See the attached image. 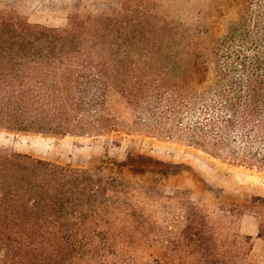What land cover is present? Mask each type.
<instances>
[{"label":"trees","instance_id":"trees-1","mask_svg":"<svg viewBox=\"0 0 264 264\" xmlns=\"http://www.w3.org/2000/svg\"><path fill=\"white\" fill-rule=\"evenodd\" d=\"M195 1L118 0L63 29L1 7L0 128L113 132L117 96L128 131L264 171V0ZM126 158L76 169L0 150V264H243L250 238L224 226L234 204L154 194L130 164L151 160Z\"/></svg>","mask_w":264,"mask_h":264},{"label":"rangeland","instance_id":"rangeland-1","mask_svg":"<svg viewBox=\"0 0 264 264\" xmlns=\"http://www.w3.org/2000/svg\"><path fill=\"white\" fill-rule=\"evenodd\" d=\"M185 1L160 3L176 7ZM209 1L197 0L193 5L204 6ZM4 6L31 24L63 29L75 13H115L118 0H0V8ZM107 110L118 122L113 132L50 136L0 128V150L76 169L96 166L107 158L123 162L127 154L147 157L150 163L135 160L130 164L153 172L145 176L156 180L152 186L154 194L184 192L189 201L204 202L210 213L215 210L217 199L234 204L238 213L228 217L224 226L250 238L245 244L243 264H264V171L222 162L176 139L128 131L126 123L132 120V111L117 96L107 100ZM156 217L158 221L163 219L162 210Z\"/></svg>","mask_w":264,"mask_h":264}]
</instances>
